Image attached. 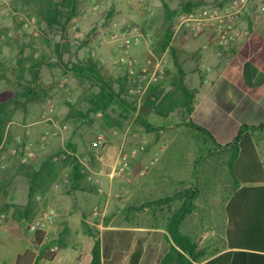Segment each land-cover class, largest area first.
<instances>
[{"label": "crops", "instance_id": "0c3cea01", "mask_svg": "<svg viewBox=\"0 0 264 264\" xmlns=\"http://www.w3.org/2000/svg\"><path fill=\"white\" fill-rule=\"evenodd\" d=\"M258 1L264 4V0ZM239 27L247 28L249 34L237 38L220 56L211 43L209 31L194 39L187 31L176 32L174 26L168 24L161 35L163 37L169 29L172 31L169 45L163 52L169 60L167 74L171 78L168 82L176 74H183L185 85L195 90L192 110L184 113L187 120L183 125L204 127L215 139L214 148L206 158V166L211 169L209 175L214 185L212 189L216 188L224 196L207 199L202 204L193 200L195 209L181 225V232L196 243L197 251L204 253L195 264H205L223 255V264H264V17L254 27L243 18ZM64 41L54 45V52L59 57L68 48ZM205 44H209V48L203 53L201 49ZM58 45L64 49L57 51ZM151 56L154 60L155 55L151 53ZM34 57L33 65L38 64L39 67L38 74H31L34 87L31 89V101L40 96V87L47 85L50 88L60 80V76H67L73 84L76 79L79 85L90 81L85 75L73 73L40 74V66L45 67L47 63L41 62V51L36 52ZM56 59L54 65L58 67L60 61ZM85 62L79 61L76 64L82 65ZM36 75L37 79L34 80ZM101 75L109 81L105 74ZM124 81L126 84V78H118L115 83L124 84ZM110 83L115 89L113 80ZM72 88L76 86L72 85ZM86 90L87 87L81 90L79 96L84 98ZM28 93V90L22 92L23 95ZM165 118L170 119L171 113ZM175 126L180 124L176 123ZM242 128L246 129L241 137L247 135L251 143L239 148L243 154L234 158L233 167L238 174L234 179L228 170V160L232 156L227 146L233 143ZM165 142L162 149L164 153L172 147L171 140ZM72 144L76 146L74 142ZM174 146L172 148H178L177 144ZM116 152L114 147L106 149L104 157L107 164L114 163ZM191 152L187 155V161H184V156L173 157V167L162 169L159 183L161 190L166 192L164 197L178 191L185 175H190L188 180L194 184L193 176L198 175L199 164L194 160L197 158L196 153ZM38 169L39 166L32 168L24 179L20 190L21 201H16L15 195L11 194L17 188L13 185L11 170L2 172L0 188L12 200L4 206L8 218L0 232V264H93L95 245L98 247V264H160L168 253L171 240L165 229L166 215L163 229L136 225L133 219L146 208L147 201L133 198L128 210L129 216H121L118 211L111 216V220L100 222L92 215L95 202H100V198L94 194V189L88 188L85 181L74 191L68 193L64 187L65 193L56 195L53 187L56 182L62 183L59 175L45 194L41 195L42 200L33 201L29 216L22 209L20 214L15 213L9 206L14 204L23 208L27 205L28 175ZM219 169L223 170L224 176L221 183L217 177ZM133 187L136 188L135 184ZM244 188L251 191L246 194L247 197H244ZM136 189L133 190L134 195ZM241 191L239 198L232 199L234 194ZM48 193H53L56 198H47ZM37 199L41 198L38 196ZM201 206L207 209L200 210ZM43 210L53 214V222L41 238L30 233L26 224ZM162 210L166 213L165 209ZM126 219L128 225L122 226L121 221Z\"/></svg>", "mask_w": 264, "mask_h": 264}, {"label": "rangeland", "instance_id": "374dc122", "mask_svg": "<svg viewBox=\"0 0 264 264\" xmlns=\"http://www.w3.org/2000/svg\"><path fill=\"white\" fill-rule=\"evenodd\" d=\"M76 1L74 18L65 22L63 28L55 26L50 29L45 23H38L30 0H0V101H15L10 105L14 112L6 126V140L2 150L6 163L4 171L11 170L13 185L17 187L11 193L15 195V200L21 201V185L30 170L39 166L46 157L58 156L57 152L64 149L67 142L76 144L77 156L85 168L86 176L92 177L91 181L86 178V183L88 188L93 187L94 194L100 198V202H95L93 207L99 210L100 215L94 217L100 222L111 220V216L118 211L121 216H129L128 210L133 198L146 202L164 197L166 192L161 190L159 183L162 169L173 167V157L184 156V161H187L189 151L196 153L197 158L194 160L199 164L198 175L193 176L194 184H190L188 180L190 175H185L178 191L196 189V200L200 201V204L207 199L224 197L222 192L216 188L212 189L214 185L211 183V174L209 175L211 169L206 166V158L213 150L214 143L194 127L184 126L187 120L184 113L176 111L171 113L170 119H166L144 109L141 104L136 107L134 113L125 115L118 105L112 104L106 113L88 114L85 112L87 107L91 106L88 99L98 92L97 84L87 81L79 85L77 79L74 81L76 84H73L67 76H60V80L50 88L47 85L40 87L41 94L36 100H25L22 96L25 88H34L31 82V67L35 60L34 54L41 51V62L47 64L45 67L40 66V74H72L70 68L73 64L92 58L100 63L101 73L105 74L109 81L113 80L115 92L123 88L124 100L135 105L133 98L125 92L128 88L127 79L126 84L125 81L124 84L115 83L116 79L122 80L127 74L125 68L116 63L117 52L111 41L117 26L125 24L140 27L145 41L133 48L130 55L143 65L152 64L154 60L151 53L156 58L164 52L160 49V39L166 26L171 24L175 30L185 14L180 10L183 4L191 2L194 7H198L214 4L219 0H144L143 3L137 0H97V10L93 9L95 4L92 0ZM164 3L170 10L178 12L170 20L165 14ZM21 19L27 20L29 25L24 27ZM62 40H66L64 43L67 42L68 48H62L65 52L59 57L58 53L54 52V45L60 44ZM137 50L138 53H134ZM55 59L60 61L58 67L54 65ZM170 78L166 71V77L161 82L169 81ZM72 85L76 88L73 89ZM86 87V95L82 98L79 92ZM48 104L54 106V119L60 125L66 126V129L56 136L49 137L45 149L28 164L22 165L10 154V150L16 147L15 138L23 135L28 127V139L35 144L42 133L51 130L48 123L40 122ZM122 115H125V118H122ZM136 116L157 127V131L147 132L135 121ZM176 123L180 126L176 127ZM98 136H102L104 141L100 153L97 154L91 148V143ZM166 140H171V146L177 144L178 148L171 147L167 152H162ZM108 147L117 150L112 165L105 162L104 154ZM124 157L126 158L123 159ZM124 162L127 164L126 168L119 171ZM217 174L221 183L224 178L223 170L219 169ZM1 175L2 172L0 178ZM59 175L62 183L56 182L53 190L56 195H63L67 184V169L62 167ZM95 180L98 183H94ZM104 182L107 184L104 185ZM46 195L51 200L56 198L53 193ZM39 197L41 199L36 200L40 202L42 197ZM11 200L0 188V208L5 209L6 202ZM144 209L137 213L133 219L134 223L148 229H163L166 213L162 209L165 207L146 206ZM199 209L205 210L207 207L201 206ZM44 212L48 211H40L36 216ZM121 225L127 226L128 219L121 221Z\"/></svg>", "mask_w": 264, "mask_h": 264}, {"label": "trees", "instance_id": "16d2710c", "mask_svg": "<svg viewBox=\"0 0 264 264\" xmlns=\"http://www.w3.org/2000/svg\"><path fill=\"white\" fill-rule=\"evenodd\" d=\"M33 5L34 13L37 17L38 23L43 22L46 26L52 29L55 26L64 27L65 22L70 20L76 13L77 1L76 0H30ZM194 5L191 2H186L180 8L181 12L187 13ZM165 14L170 20L178 12L176 10H170L164 3ZM172 31L169 29L165 32L161 39L160 49L164 51L171 40ZM62 48L61 45L57 46V51ZM1 65V63H0ZM38 64L31 67L32 74H38L37 68ZM100 63L92 58L88 59L84 64H73L70 71L76 75H85L87 79L95 82L99 87L97 93L93 94L90 98V107L87 113L91 112H103L106 113L112 104H116L120 107L121 111L125 115H130L136 111V106L128 104L122 97L123 88H120L119 92H115L110 81L106 80L101 74ZM178 73L180 70L178 69ZM37 79V75L35 76ZM127 78V77H126ZM167 83V84H166ZM29 93L22 96L26 100L32 99L31 88H25ZM126 92V91H125ZM195 90L189 89L183 82V74H176L171 82H160L158 84L152 85L144 100L143 108L151 111L158 116L167 117L170 113L180 111L181 113H190L192 110V105L194 102ZM14 104L15 101H0V147L5 144L6 140V126L11 121L13 117V110L10 109V105ZM122 115V118H125ZM87 114H85V117ZM135 121L142 125L147 132L157 131V127L149 124L147 120L140 116L135 117ZM117 123V122H116ZM187 127H194L199 132L203 133L208 139L215 143L213 135L204 127L186 124ZM246 128H242L238 133L237 138L233 143L229 144L227 147L230 148L231 159L228 160V170L231 176L236 179L238 174L236 169L233 167V161L236 155L243 154L242 150L239 148L245 147L251 143V140L247 135L243 137V131ZM240 141V142H239ZM239 142V145L237 143ZM73 153V156H68L66 160L60 163L53 161V156L46 157L41 161L39 169L34 173L28 175V202L25 207H20L18 205H11L14 212L17 214L24 211L27 216L33 207V201L37 199L38 196L44 195L48 187L53 184L59 176V173L63 168L67 169V192L76 190L82 183L86 182V171L81 161L79 160L77 154L78 150L74 144L67 142L65 148L57 152L58 155L65 154L66 152ZM233 159V160H232ZM91 190L93 187L90 188ZM251 192L250 189L244 188V197H247ZM247 194V195H246ZM242 195L241 192H237L232 196V199L239 198ZM197 197L196 189H184L174 193L172 196L158 198L155 200H150L146 202V206H154L156 208L165 207L166 210V225L165 229L171 240V245L169 246L168 253L162 258L160 264H195L200 261L204 253L197 251V245L192 241L190 237L181 232V225L185 219L191 214L192 210L195 209L193 200ZM177 202L180 204L176 205ZM2 209V208H1ZM3 211H7L2 209ZM227 212L230 217V207L228 206ZM43 232L38 231L35 235L43 237ZM226 257V256H225ZM93 264H98V247L95 245L93 248ZM223 256H219L205 264H223Z\"/></svg>", "mask_w": 264, "mask_h": 264}, {"label": "built area", "instance_id": "2783aa9c", "mask_svg": "<svg viewBox=\"0 0 264 264\" xmlns=\"http://www.w3.org/2000/svg\"><path fill=\"white\" fill-rule=\"evenodd\" d=\"M96 1L92 0L95 4L94 10L98 9ZM137 1L144 2V0ZM263 17L264 4H260L258 0H219L214 4L194 7L185 13L181 17L176 32L187 31L194 39H198L207 31L211 32V43L216 48V54L220 56L237 38H244L249 34L247 28L241 29L239 27V23L243 18L249 22L251 27H254ZM22 22L24 27L29 25L27 20H22ZM111 41L117 52L116 63L125 68L127 73L128 88L126 93L133 98L135 106L139 107L149 88L160 83L166 77L167 56L163 53L161 56L156 57L152 64L146 65L141 64L136 58L132 57L130 51L145 41L142 30L136 25L119 24L117 31L111 36ZM208 48L209 44L203 45L201 52H206ZM53 113L54 106L48 104L47 111L41 116L40 122L48 123L51 130L42 133L35 144H32L28 139L30 135L28 127H26L23 135L15 138L16 147L10 150V154L22 165L28 164L45 149L49 137L56 136L66 129V126L60 125L54 119ZM103 141L104 138L98 136L91 143V148L97 154L100 153ZM3 146L0 147V173L6 169ZM68 156H73V153L67 151L65 154L54 156L53 161L62 162ZM126 165V162H124L119 171H123ZM87 179L91 181L92 177L88 176ZM65 182H67V179ZM94 183H98V181L95 180ZM92 215L95 217L100 215L98 208L93 209ZM7 218V213L0 208V232ZM52 222L53 214L44 212L27 222V230L33 234L38 231L45 234Z\"/></svg>", "mask_w": 264, "mask_h": 264}]
</instances>
